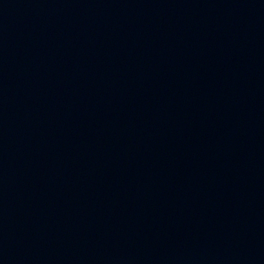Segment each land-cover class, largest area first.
Segmentation results:
<instances>
[{
    "label": "water",
    "instance_id": "water-1",
    "mask_svg": "<svg viewBox=\"0 0 264 264\" xmlns=\"http://www.w3.org/2000/svg\"><path fill=\"white\" fill-rule=\"evenodd\" d=\"M0 264H264V0H0Z\"/></svg>",
    "mask_w": 264,
    "mask_h": 264
}]
</instances>
